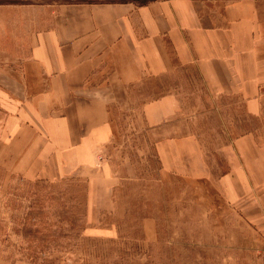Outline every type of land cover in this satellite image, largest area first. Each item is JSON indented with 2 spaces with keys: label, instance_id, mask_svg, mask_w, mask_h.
I'll return each mask as SVG.
<instances>
[{
  "label": "rangeland",
  "instance_id": "1",
  "mask_svg": "<svg viewBox=\"0 0 264 264\" xmlns=\"http://www.w3.org/2000/svg\"><path fill=\"white\" fill-rule=\"evenodd\" d=\"M167 93L178 110L148 127L144 103ZM262 94L254 116L209 91L194 69L145 78L110 104L113 135L95 159L112 181L94 189L83 173L28 180L0 166V264H264ZM244 134L259 153L237 156ZM161 139L178 154L170 171L158 157ZM231 161L247 170L246 182Z\"/></svg>",
  "mask_w": 264,
  "mask_h": 264
},
{
  "label": "crops",
  "instance_id": "2",
  "mask_svg": "<svg viewBox=\"0 0 264 264\" xmlns=\"http://www.w3.org/2000/svg\"><path fill=\"white\" fill-rule=\"evenodd\" d=\"M179 68L258 115L264 0L0 2V166L28 180L83 173L93 189L100 178L112 181L95 159L113 135L110 104ZM177 101L171 93L146 101L145 124L161 126ZM168 143L157 144L165 171L179 159ZM235 145L237 156L259 153L249 134ZM231 163L246 182L247 170Z\"/></svg>",
  "mask_w": 264,
  "mask_h": 264
}]
</instances>
